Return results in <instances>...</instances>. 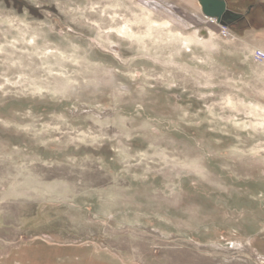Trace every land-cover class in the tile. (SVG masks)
Here are the masks:
<instances>
[{
	"label": "rangeland",
	"instance_id": "rangeland-1",
	"mask_svg": "<svg viewBox=\"0 0 264 264\" xmlns=\"http://www.w3.org/2000/svg\"><path fill=\"white\" fill-rule=\"evenodd\" d=\"M227 1L226 38L180 0H0V264H264V0Z\"/></svg>",
	"mask_w": 264,
	"mask_h": 264
},
{
	"label": "water",
	"instance_id": "water-1",
	"mask_svg": "<svg viewBox=\"0 0 264 264\" xmlns=\"http://www.w3.org/2000/svg\"><path fill=\"white\" fill-rule=\"evenodd\" d=\"M201 14L210 19H215L223 27H229L243 19V15L227 9L225 0H196Z\"/></svg>",
	"mask_w": 264,
	"mask_h": 264
},
{
	"label": "crops",
	"instance_id": "crops-1",
	"mask_svg": "<svg viewBox=\"0 0 264 264\" xmlns=\"http://www.w3.org/2000/svg\"><path fill=\"white\" fill-rule=\"evenodd\" d=\"M225 2H226V6L228 8V6L231 4L227 0H225ZM177 4L180 6V8L184 7L185 10H188L189 14H192L198 22H200V23L204 22L202 14H201V10H200L199 5H198L196 0H180V2H177ZM232 10H234V9H232ZM236 10H237V12H239L238 11L239 9L236 8ZM212 27L214 29V26H212ZM215 29H216V26H215ZM211 32H216V31L212 30ZM258 50H261L264 52V50H262V49H258ZM258 64H260V63H258Z\"/></svg>",
	"mask_w": 264,
	"mask_h": 264
},
{
	"label": "built area",
	"instance_id": "built-area-1",
	"mask_svg": "<svg viewBox=\"0 0 264 264\" xmlns=\"http://www.w3.org/2000/svg\"><path fill=\"white\" fill-rule=\"evenodd\" d=\"M210 24H216L220 28V33L222 34L223 37L230 36V34L226 31L227 28L219 25L215 19H210ZM253 58L257 63H262L264 62V52L261 50H255L253 54Z\"/></svg>",
	"mask_w": 264,
	"mask_h": 264
},
{
	"label": "bare ground",
	"instance_id": "bare-ground-1",
	"mask_svg": "<svg viewBox=\"0 0 264 264\" xmlns=\"http://www.w3.org/2000/svg\"><path fill=\"white\" fill-rule=\"evenodd\" d=\"M203 19L206 20V21H209V22H210V18H206V17L203 16ZM213 25H215L216 27H219V26H217L216 24H213ZM219 28H220V27H219ZM221 36H222V34H221ZM228 37H229V36H228ZM222 38H223V37H222ZM226 38H227V37H226Z\"/></svg>",
	"mask_w": 264,
	"mask_h": 264
},
{
	"label": "flooded vegetation",
	"instance_id": "flooded-vegetation-1",
	"mask_svg": "<svg viewBox=\"0 0 264 264\" xmlns=\"http://www.w3.org/2000/svg\"><path fill=\"white\" fill-rule=\"evenodd\" d=\"M243 14V13H242Z\"/></svg>",
	"mask_w": 264,
	"mask_h": 264
}]
</instances>
